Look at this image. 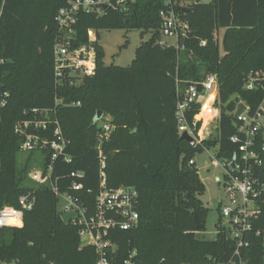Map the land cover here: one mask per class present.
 Returning <instances> with one entry per match:
<instances>
[{"label": "trees", "instance_id": "trees-1", "mask_svg": "<svg viewBox=\"0 0 264 264\" xmlns=\"http://www.w3.org/2000/svg\"><path fill=\"white\" fill-rule=\"evenodd\" d=\"M66 1L0 0V209L18 208L19 196L27 191L35 195L34 207L23 212L22 227L0 229V264H96L94 249L81 247L77 227L61 221L50 188L30 184L31 166L18 165L22 138L14 134V127L33 120L34 109L46 112L51 122L47 131L35 133L51 140L57 122L69 142L66 153L72 162L60 158L53 162L59 189L67 187L71 172L80 171L84 177L77 181L93 193L99 185L100 144V129L93 120L99 111L101 117L110 116L113 130L100 144L106 186L136 189L139 216L136 228L113 234L115 264L132 251L136 264L226 262L234 243L218 224L221 232L214 239L199 236L205 231L208 209L200 200L204 185L190 162L203 149L178 135L176 86L183 88L209 74L217 76L216 136L202 145L217 146L219 160L230 158L238 146L230 142L236 134L232 112L243 102L253 114L264 98V80L262 87L245 88L250 75L259 73L264 78V0H176L186 4L177 11L189 26L178 49L158 45L162 0H136L126 15L79 14L73 45L86 44L88 31L95 32V71L74 85L63 81L56 86L54 19ZM103 29H137L151 36L136 48L130 66H106L98 42ZM257 140L259 145L264 142L261 135ZM35 152L42 155V166L50 162L47 152ZM260 156L263 164L257 172L264 182V152ZM92 200L93 195L88 201ZM258 204L260 213L253 226L264 231V194ZM251 244L245 250L248 264H263L261 240Z\"/></svg>", "mask_w": 264, "mask_h": 264}, {"label": "built area", "instance_id": "built-area-1", "mask_svg": "<svg viewBox=\"0 0 264 264\" xmlns=\"http://www.w3.org/2000/svg\"><path fill=\"white\" fill-rule=\"evenodd\" d=\"M136 0H67L66 5L60 8L55 16L57 36L53 45V72L55 85L66 81L74 85L83 77L92 76L95 71L96 34L88 31L86 44L75 46L74 26L79 14H92L96 17L105 16L109 11L126 15ZM162 8L158 13L160 35L158 45L161 47H175L178 49L179 41L187 38L188 24L182 20L178 8H184L185 3L176 0H162ZM173 40V44L166 40ZM201 46L205 42L200 43ZM182 48V47H181ZM1 63V60H0ZM91 68V71H89ZM264 78L256 73L249 76L245 88L252 90L262 87ZM218 79L216 75H206L200 81L187 82L183 88L176 86L175 120L178 135L186 133L194 140L192 147H201L203 151L213 158L211 165L222 170L221 178L216 183L221 185L224 204L218 200L217 208L220 222L218 226L233 241L234 249L230 258L220 264H248L245 250H249L254 239H260L264 252V231L255 229L253 221L260 213L259 200L264 194V182L260 179L257 169L263 164L260 154L264 152V142L258 144V136L264 140V98L253 114L243 102L245 110L234 117L236 134L230 137V142L238 144L236 152L228 159L217 158L218 147L205 148L204 141L213 140L220 116L217 105ZM239 104V103H238ZM3 106V103H1ZM193 113V114H192ZM33 120L18 122L14 127V134L22 138L20 151H45L49 156V163L35 166L28 174V178L35 187L48 186L57 199V209L60 219L64 215L73 214L68 224L78 229L81 247L90 246L96 254V264H115L112 256L116 253V246L112 236L117 231H128L138 225L136 211L138 193L133 187H118L110 189L105 180V156L100 144L105 141L113 126L103 123L98 126L99 146L97 149L99 159V185L95 193L84 189L77 181L84 177L83 172H71L67 178L69 184L63 190L59 189L58 179L53 176V162L60 158L64 163L72 162L71 156L66 153L69 142L65 139L57 122L51 131L52 138L48 140L34 131L40 129L47 131L49 115L37 109L32 110ZM40 115L41 120L37 119ZM190 163H194L192 160ZM195 164V163H194ZM234 164V170L229 166ZM204 166H207L205 162ZM93 195L92 202L88 199ZM18 208L3 207L0 209V229L6 227H20L23 212L30 211L35 205L33 191H27L18 198ZM9 220H16L20 224H9ZM219 227L216 235L221 232ZM136 252L128 254L120 264H136ZM214 264V263H205Z\"/></svg>", "mask_w": 264, "mask_h": 264}, {"label": "rangeland", "instance_id": "rangeland-1", "mask_svg": "<svg viewBox=\"0 0 264 264\" xmlns=\"http://www.w3.org/2000/svg\"><path fill=\"white\" fill-rule=\"evenodd\" d=\"M208 0H200V2H207ZM90 32H94L90 30ZM95 33V32H94ZM222 34L220 30L218 33V48L222 52ZM149 32L143 33L137 29H121V30H108L103 29L98 32V42L102 46L104 51L103 63L106 66H130L132 60L135 57V50L141 42H145L150 38ZM168 43L173 44V40H166ZM110 116L104 115L97 121V125L100 126L103 123H110ZM264 128V120L262 121ZM112 132V131H111ZM42 155L38 152L29 153L20 151L18 154V165L22 166L25 163H29L31 168L40 165ZM213 158L209 153L202 151L197 153L194 157L195 167L198 171V176L204 185L203 194L200 196V200L203 205L208 209L205 222V231L200 233L199 236L205 239H214L216 236L217 224L220 222L217 208L218 200L224 204V196L222 193L221 185L216 183L217 178H221L222 170L217 167H213L211 162ZM207 162V166L204 163ZM222 179V178H221ZM31 184V182H30ZM20 225V224H19ZM22 227V224L21 226ZM18 227V228H20ZM264 264V258H263Z\"/></svg>", "mask_w": 264, "mask_h": 264}, {"label": "water", "instance_id": "water-1", "mask_svg": "<svg viewBox=\"0 0 264 264\" xmlns=\"http://www.w3.org/2000/svg\"><path fill=\"white\" fill-rule=\"evenodd\" d=\"M244 110H245L244 105H243L242 103H239L238 106H237V109H236V111H235V113H234V117H237L238 115H240ZM101 115H102V113H101L100 111L97 112V115H96V117L94 118L93 121H94V122L99 121ZM134 131H135V130H133V132H134ZM180 139L186 141V142L189 143L191 146H193L194 143H195L194 140H193L191 137H189L185 132L182 133V135L180 136ZM229 168H230L231 170H234V164H231V165L229 166ZM72 216H73V214L64 215V216H62L61 221H62L64 224H68Z\"/></svg>", "mask_w": 264, "mask_h": 264}, {"label": "clouds", "instance_id": "clouds-1", "mask_svg": "<svg viewBox=\"0 0 264 264\" xmlns=\"http://www.w3.org/2000/svg\"><path fill=\"white\" fill-rule=\"evenodd\" d=\"M89 71H91V68H89ZM8 223L9 224H16L17 226H19L18 221H16V220H9Z\"/></svg>", "mask_w": 264, "mask_h": 264}, {"label": "crops", "instance_id": "crops-1", "mask_svg": "<svg viewBox=\"0 0 264 264\" xmlns=\"http://www.w3.org/2000/svg\"><path fill=\"white\" fill-rule=\"evenodd\" d=\"M195 163V162H194ZM205 164V163H204Z\"/></svg>", "mask_w": 264, "mask_h": 264}]
</instances>
